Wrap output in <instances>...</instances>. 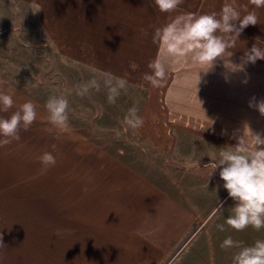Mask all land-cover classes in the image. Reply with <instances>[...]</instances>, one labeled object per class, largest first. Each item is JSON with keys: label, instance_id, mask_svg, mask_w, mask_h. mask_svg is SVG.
<instances>
[{"label": "crops", "instance_id": "0c3cea01", "mask_svg": "<svg viewBox=\"0 0 264 264\" xmlns=\"http://www.w3.org/2000/svg\"><path fill=\"white\" fill-rule=\"evenodd\" d=\"M223 3L184 0L174 12L162 13L154 0H0V31H16L29 23L27 28L39 30L65 61L124 83L128 93L140 92L132 122L135 134L166 154L175 149L178 136H189L192 149L195 142L205 144V153L199 155L205 164L235 146L233 136L249 134L246 124L264 134V116L249 107L250 98L264 99V60L247 64L244 71L230 70L254 44L264 49V8L255 9L259 23L244 29L229 49L232 55L218 59L207 73L190 58L162 55L152 37L177 16L219 13ZM237 4L254 9L248 0ZM157 55L166 65V75L152 86L142 77ZM138 119L143 123L137 125ZM165 168L168 177L171 168ZM190 168L179 173L188 181ZM172 177L159 183L119 164L111 173L110 198L86 193L64 197L53 211L48 208L36 215L42 222L31 231L38 254L31 264H162L198 213L196 204L184 200V191L177 187L180 176ZM209 177L207 173L204 180ZM200 190L206 195L212 191L207 185Z\"/></svg>", "mask_w": 264, "mask_h": 264}, {"label": "rangeland", "instance_id": "374dc122", "mask_svg": "<svg viewBox=\"0 0 264 264\" xmlns=\"http://www.w3.org/2000/svg\"><path fill=\"white\" fill-rule=\"evenodd\" d=\"M29 26L27 23L16 31H0V81L6 82L0 90L14 100L8 112L0 111V117H10L29 100L37 105V119L27 131L21 130V139L0 147V237L5 244L0 247V264L37 262L31 231L42 221H37L36 215L47 213L48 208L53 211L64 197H83L86 193L87 197L110 198L111 173L119 164L159 183L178 174L177 187L184 191V200L196 204L197 216L162 264H233V256L240 249H222L225 238L231 236L241 247L264 239V228L256 231L248 227L238 232L226 224L234 202L223 188L218 169L208 182L204 180L207 173H212L200 162L205 144L195 142L192 149L190 137L181 135L172 152L166 154L151 147L132 128L140 92L128 93L124 83L65 61L39 30H30ZM78 85H88L83 96L77 95ZM50 96L69 102L67 131L49 122L45 103ZM45 151L55 156L56 164L42 173L39 157ZM165 166L171 168L168 177ZM189 167L193 172L190 181L179 174L181 168ZM114 175L118 176L117 171ZM205 185L212 189L207 195L200 190ZM218 201L224 202L221 211H217Z\"/></svg>", "mask_w": 264, "mask_h": 264}, {"label": "clouds", "instance_id": "9594fccd", "mask_svg": "<svg viewBox=\"0 0 264 264\" xmlns=\"http://www.w3.org/2000/svg\"><path fill=\"white\" fill-rule=\"evenodd\" d=\"M183 2L184 0H154L162 13L174 12ZM248 3L254 6L253 10H248L247 5H238L237 0H224L219 13H186L177 16L171 23L155 30L152 42L158 45L162 55L173 59L190 58L194 64L207 68L203 71L207 73L218 59L225 60V57L232 55L229 49L235 47V41L245 28L259 23L255 9L264 8V0H248ZM241 9L245 14H241ZM257 60H264V49L254 44L244 53L241 63L235 65V69H229L244 71L247 64H255ZM130 67L135 70L138 66L133 63ZM147 67L150 71L143 74V80L152 86H158L166 75V65L161 56L157 55ZM200 82L201 77L198 75L197 84ZM242 82L246 84L247 80ZM4 83L6 82L0 81V88ZM87 91L88 85L77 86V95L83 96ZM109 99L111 101L113 97L110 96ZM13 105L12 95L0 90V111L8 112ZM249 107L255 108L264 116V99L250 98ZM45 108L52 126L61 131L69 129L67 99L50 96ZM36 119L37 105L30 100L20 105L10 117H0V136L4 137L0 139V147L19 141L21 130L27 131ZM142 123L140 119L136 122L137 125ZM246 126L249 134L243 132L242 135L233 136L237 140L235 146L220 151L218 159H210L203 165V168L212 170L211 176L219 169L223 188L227 191L228 198L234 202V206L230 208L232 214L227 216L226 224L238 232L248 227L256 231L264 228V134L254 133L247 124ZM39 160L42 173L56 164L55 156L48 151ZM223 205V201H218L217 211H221ZM218 227L224 231L223 225ZM4 245L0 237V247ZM220 246L222 249H240L233 256V264H264V239L256 240L251 246L241 247L239 241L228 236Z\"/></svg>", "mask_w": 264, "mask_h": 264}]
</instances>
